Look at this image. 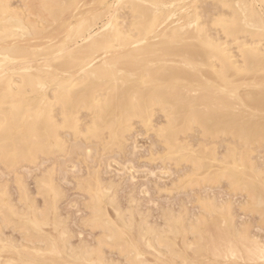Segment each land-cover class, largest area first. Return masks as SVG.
Masks as SVG:
<instances>
[{"label": "bare ground", "instance_id": "6f19581e", "mask_svg": "<svg viewBox=\"0 0 264 264\" xmlns=\"http://www.w3.org/2000/svg\"><path fill=\"white\" fill-rule=\"evenodd\" d=\"M14 1L0 0V264H264V0ZM138 124L163 146L144 160L187 166L156 194L208 189L154 218L136 186L123 203L87 166L72 183L93 240L77 236L58 159L125 154Z\"/></svg>", "mask_w": 264, "mask_h": 264}, {"label": "rangeland", "instance_id": "374dc122", "mask_svg": "<svg viewBox=\"0 0 264 264\" xmlns=\"http://www.w3.org/2000/svg\"><path fill=\"white\" fill-rule=\"evenodd\" d=\"M14 3L15 4H18L19 1L15 0ZM202 6H203V9L204 10L211 9V6H210L209 3H203ZM50 29H49V31H46L47 33L45 34V36L47 34H49V32L50 33H53V32L58 31L59 30V25H54V28L51 27ZM156 120L157 121L160 120V115H157ZM135 129L136 130L133 131L134 133L132 132L130 134V136H129L131 140L128 143V150H127V152L125 154L117 155L116 152H115V154L114 153H108V154H105L104 156H102L103 157V160H100V156L96 152L97 150H94V153L91 156L87 157V155H86L87 153H85V151H82L81 148L76 147L75 150H74V152H73V155L71 157H69L70 155H68V158H67V156H65V157L61 156L60 157L61 158V162H60V158L58 159L59 164H60V171L58 172V177L61 180L66 177L69 180V182H70L69 183L67 181H64V182L61 181L62 184H63V188H65L67 190V193H68L67 194V198L61 204V206H63L61 208H62L63 214L65 213L66 215L67 214L70 215V217H71L70 218V226L72 228H74L72 230H74V232H75V234L77 236H79V233H82V232L84 233L85 232L86 234L85 233L84 234L86 236L82 233L83 234L82 237L85 236L86 239H88L90 241L93 240L92 239L93 238V235L91 234V232L89 230H85L83 228H81V229H83V230H81L79 228L80 227V225L78 224L79 223V219L85 214L84 209H82V207H83L82 206V202H83L82 199H84V198L81 197L82 195L79 194L77 191H75V190L73 191V183H72L73 182L72 181L73 180V177L72 176L82 175L84 172H86L85 170H86V167L87 166L96 167L99 164L100 169L103 172V177L104 178L106 177L107 179H113L114 181H116V182H118V183L121 184V186L119 188L120 189L119 190V192H120L119 193V197H120V200L123 203H124V200L126 198V194L131 189H133L134 186H136V188L134 187L136 189L135 190V192H136L135 195L137 196L138 199L141 200V204H142L143 209H151L152 210L153 215H154V218L157 217V214H158L157 212H158L160 206H167V205L177 206L179 204V202H181V201L186 202L188 204L190 210L195 209V204H191L190 203L191 198H193L197 192L204 194L205 191L208 189L205 186L204 187H201V188H199V187H191V189H189V190H187L185 192L182 191L181 193H176V194H174L172 196H169L167 194H160V196H159V194H156L155 193L156 192V188H153V187H155V186H153L154 183L157 182L158 184H160L162 186H164L165 184L166 185H169L170 182H171L170 180H172L174 177H176L177 174L181 172V170L186 169L187 166L186 165H183L181 168H179L180 170L179 169L177 170V168H175L174 165H171V166H168L169 170L167 169V171H168L167 172L166 169H164L163 166L159 162H155L154 164L151 163V165H150V162L147 159L144 160L143 158H146V156L148 155L149 151L152 150L153 148H154V151L155 150H158L159 151V150H161V148L163 146H162V144L157 143V141H155V139L153 138V133L152 134L151 133L145 134V132L142 129V127H141L140 124L136 125V128ZM198 138H199V135L196 134V133H194V134H192V137H191L190 140L192 142H195ZM134 139H135V142H134ZM138 144H140V145H138ZM152 144L155 145V147L153 146V148H152V146H151ZM134 146H137V149L135 150V152L133 150ZM95 149H97V147H95ZM263 150H264V148H263ZM86 157H87V161H86V163H84L83 162V159L86 158ZM75 163L77 164V168L75 170H73V169L71 170L72 165L75 164ZM106 165H108V166H106ZM131 165L133 166V168H132ZM143 166H145L144 167L145 169L143 168ZM126 167L128 169H125ZM119 168H122V169H119ZM134 168L136 170L137 169L138 170L136 171ZM109 169H110V172H108ZM115 169H117V170H115ZM127 170H129V172ZM144 170H145V172H144ZM146 170H147V173H146ZM169 171H171V172H169ZM65 172H66V175L67 176L65 175ZM70 172H71V174H70ZM132 172H133V174H132ZM150 172H153L154 175H152V173H150ZM149 173H150L151 176L148 175ZM131 174H132V176H134V178H135L134 180H132ZM146 176H147V178H145ZM156 177H159V178H156ZM2 178H3V176H2L1 171H0V180ZM144 178H145L146 181L144 180ZM168 179H170V180H168ZM27 181H28L29 185L31 186L30 188L33 189L34 186H33V180H32V178L29 177L27 179ZM13 191H15V190L13 189ZM210 191L216 193L217 196L219 198H221V199H226L227 197L230 196L229 192L227 191V188L225 187V183L222 186L213 187ZM241 198H242L241 195H239L237 197H234V200H235L234 202L237 204L241 200ZM73 200H74L75 203L72 202ZM235 207L237 208L236 205H235ZM82 211H83L84 214L82 213ZM238 215L240 217L239 220L245 218L246 220L250 221L253 224H254L255 219H256V216H254V217L253 216H248V215L245 216L241 212H239ZM77 226H78V228H77ZM256 228L257 227L254 225V228H252V230H254V231L255 230H258ZM255 232H259V231H255ZM216 233L217 232H215V235H216ZM259 233H260V235H263V233H261V232H259ZM88 236H90L91 238L88 237ZM85 237H83V238H85ZM75 240H78V239H75ZM113 253L111 254V253L108 252V256L110 257V255H111L112 257L117 258L116 257L117 254L115 252H113Z\"/></svg>", "mask_w": 264, "mask_h": 264}]
</instances>
